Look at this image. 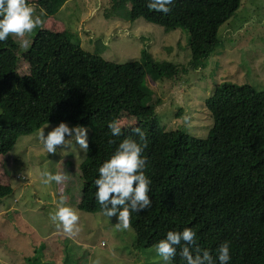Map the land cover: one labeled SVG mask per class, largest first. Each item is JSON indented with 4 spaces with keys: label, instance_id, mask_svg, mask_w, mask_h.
Returning a JSON list of instances; mask_svg holds the SVG:
<instances>
[{
    "label": "trees",
    "instance_id": "trees-1",
    "mask_svg": "<svg viewBox=\"0 0 264 264\" xmlns=\"http://www.w3.org/2000/svg\"><path fill=\"white\" fill-rule=\"evenodd\" d=\"M64 0H35L32 5L42 19L53 14ZM149 0H107L104 17L141 18L163 30L181 27L186 32L189 57L178 66L154 59L141 47L137 59L107 60L72 40L66 29L36 28L28 48L10 35L0 42V154L20 134L44 123L67 122L89 130V151L79 163L82 179L76 206L101 211L95 198L98 167L132 129L146 133L148 147L145 174L151 179L152 206L133 212V246L149 247L168 231L192 228L197 243L209 250L230 243L227 264H264V88L248 83H215L204 105L211 117L205 136L182 129H164L156 118L154 101L143 84L151 77H178L180 72L203 63L218 43L217 28L237 9L239 0H174L171 12L147 8ZM28 71L19 73V57ZM122 114L134 124L113 137L108 123ZM109 140H116L110 145ZM11 191L0 184V198ZM29 264H56L35 258ZM173 264H184L178 254Z\"/></svg>",
    "mask_w": 264,
    "mask_h": 264
},
{
    "label": "rangeland",
    "instance_id": "rangeland-1",
    "mask_svg": "<svg viewBox=\"0 0 264 264\" xmlns=\"http://www.w3.org/2000/svg\"><path fill=\"white\" fill-rule=\"evenodd\" d=\"M106 3L107 0H64L57 11L43 19V26L66 29L81 47L111 61L137 59L141 47L158 61L169 60L178 66L187 61V36L181 27L163 30L141 18L104 17ZM217 36V45L203 63L188 67L178 77L154 78L145 74L143 84L150 92V102L158 98L153 107L164 129L205 136L211 117L203 100L215 83L231 81L264 88V0H239L237 9L218 25ZM12 38L20 48V40ZM17 70L28 71L21 56ZM119 120L123 129L134 124V118L126 114ZM47 124L45 135L58 126L44 123L30 133L20 134L8 151L0 154V184L11 187L0 198V264H29L34 253L31 260L39 257L40 261L56 264H93L97 259L101 264H157L153 245L133 246L132 227L118 231L117 217L108 218L102 211H84L76 206L82 186L78 166L85 153L75 144L73 150L58 147L55 155L47 154L37 135ZM45 168L53 173L64 172L69 179L62 185L44 184L40 172ZM61 195L80 216L81 231L74 237L50 219Z\"/></svg>",
    "mask_w": 264,
    "mask_h": 264
},
{
    "label": "clouds",
    "instance_id": "clouds-1",
    "mask_svg": "<svg viewBox=\"0 0 264 264\" xmlns=\"http://www.w3.org/2000/svg\"><path fill=\"white\" fill-rule=\"evenodd\" d=\"M174 0H149L147 8L163 14L171 12ZM46 15L43 9L36 13L35 7L29 0H0V42L6 41L9 36L20 40V46L28 48L30 40L27 39L33 31L43 27L42 17ZM188 120V117H185ZM45 127L38 130V139L47 154H56L57 148L75 149L78 144L84 153L89 151L88 129L81 125L69 127L65 122H60L45 135ZM113 137L123 136V125L119 119L110 121L107 125ZM138 140L132 136L123 138L116 146L114 152L98 167V178L95 198L98 201L102 214L108 218L117 217L115 227L118 231L131 229L133 212H140L152 206L149 196L151 179L145 174L147 158L143 155L148 147L146 133L139 127L132 129ZM68 137V138H66ZM116 140H109L110 145H115ZM66 155L67 152H63ZM44 184L55 182L64 184L69 176L64 172L53 173L47 168L40 172ZM50 219L58 228L62 227L69 237L79 234L80 216L76 209L67 203V197L61 195L55 203ZM153 249L158 257L157 264H173L178 254L184 264H216L209 250L202 249L197 243V234L185 227L181 231H168L166 236L158 240ZM219 264H227L230 260V243L225 241L216 249ZM93 264H101L99 259Z\"/></svg>",
    "mask_w": 264,
    "mask_h": 264
},
{
    "label": "crops",
    "instance_id": "crops-1",
    "mask_svg": "<svg viewBox=\"0 0 264 264\" xmlns=\"http://www.w3.org/2000/svg\"><path fill=\"white\" fill-rule=\"evenodd\" d=\"M58 247H59V244H58ZM31 252V251H30Z\"/></svg>",
    "mask_w": 264,
    "mask_h": 264
}]
</instances>
